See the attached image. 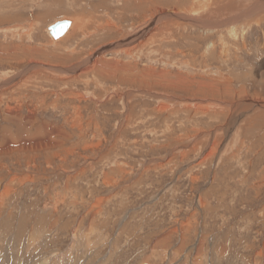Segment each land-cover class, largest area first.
Here are the masks:
<instances>
[{
	"label": "rangeland",
	"instance_id": "374dc122",
	"mask_svg": "<svg viewBox=\"0 0 264 264\" xmlns=\"http://www.w3.org/2000/svg\"><path fill=\"white\" fill-rule=\"evenodd\" d=\"M227 2L0 0L1 262L264 264V17L188 21Z\"/></svg>",
	"mask_w": 264,
	"mask_h": 264
},
{
	"label": "bare ground",
	"instance_id": "6f19581e",
	"mask_svg": "<svg viewBox=\"0 0 264 264\" xmlns=\"http://www.w3.org/2000/svg\"><path fill=\"white\" fill-rule=\"evenodd\" d=\"M228 4L227 6L224 5V10L226 11L225 15L222 14V16H220V18L217 19V15H214L215 16V19H205V17H201L199 12H201L202 10L204 9H200L198 11H195V10H192V11H189V18H188V21H192V22H195L196 24H199L201 26H207V27H220L222 25H226V26H229L228 28H230L232 31H234V29L237 28V26H235V24H244V23H248L252 20H260L259 18H262L264 17V0H255L254 3H251L250 0H235V1H231V0H227ZM203 3V2H202ZM236 4V5H235ZM216 5V4H215ZM220 6V7H221ZM211 8V7H210ZM215 9V8H214ZM206 8H205V11L206 12ZM221 9L219 8V11ZM222 10V11H224ZM210 11V10H209ZM208 11V12H209ZM224 11V12H225ZM222 12V13H224ZM211 13V11L209 12ZM214 13V12H213ZM191 14H194V15H197V16H192ZM220 15V12L219 14ZM203 16V15H202ZM208 16V15H207ZM229 17V19L226 20L225 22V18ZM207 18V17H206ZM214 18V17H213ZM66 19V18H64ZM190 21V22H191ZM70 24H71V21H70ZM72 24L70 25V27L68 28V30L71 28ZM239 26V25H238ZM67 30V31H68ZM66 31V32H67ZM65 32V33H66ZM142 32V31H141ZM68 35V34H67ZM64 37V36H63ZM59 38V37H58ZM53 39V38H52ZM54 40H57V39H54ZM166 99V98H165ZM188 102V100H187ZM213 103V102H212ZM215 103V102H214ZM210 104L212 105V107L215 105V104ZM191 104V103H190ZM208 104V105H209ZM235 107V106H234ZM230 108V107H229ZM237 122V121H236ZM234 126V125H233ZM236 127V126H235ZM232 134V133H231ZM210 135H213L212 133ZM212 137V136H211ZM214 145V144H213ZM211 149H213L212 146H210ZM210 150V149H209ZM225 153V152H224ZM30 239V243H28V245L30 246L34 244V241L32 239V236L30 235L29 237ZM76 240V238H74ZM27 242V241H26ZM70 249V248H69ZM51 259L53 260H50L51 262H54L53 264H62L63 260L61 261V258H57V257H51ZM63 259V258H62ZM24 263V261H22ZM49 261H46L44 260L43 262H41L40 264H48ZM22 263V264H23ZM64 263V262H63ZM0 264H5L3 263V261L1 262L0 261ZM49 264H51L49 262Z\"/></svg>",
	"mask_w": 264,
	"mask_h": 264
},
{
	"label": "water",
	"instance_id": "95a60500",
	"mask_svg": "<svg viewBox=\"0 0 264 264\" xmlns=\"http://www.w3.org/2000/svg\"><path fill=\"white\" fill-rule=\"evenodd\" d=\"M69 19H58V21L50 24L48 27L49 34L53 39H58V37L62 36L70 27Z\"/></svg>",
	"mask_w": 264,
	"mask_h": 264
}]
</instances>
